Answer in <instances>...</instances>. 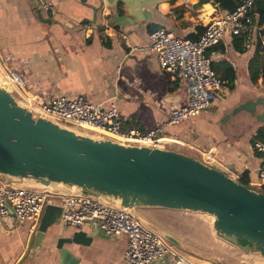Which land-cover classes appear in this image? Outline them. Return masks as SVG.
I'll return each instance as SVG.
<instances>
[{"label": "crops", "instance_id": "1", "mask_svg": "<svg viewBox=\"0 0 264 264\" xmlns=\"http://www.w3.org/2000/svg\"><path fill=\"white\" fill-rule=\"evenodd\" d=\"M53 2L54 10L44 12L50 18L45 23L28 0H0V55H11V65L22 74L24 89L32 96L82 94L94 103L114 102L129 117L128 124L139 129L165 121L171 109L188 99L181 72L162 70L147 50L149 30L158 26L194 39L200 27L222 12L211 2L194 7L191 0H175L149 8L152 15L146 21L110 27L109 9L100 0ZM254 24L248 46L244 34L225 32L207 50L213 72L227 81L210 93V107L164 130L165 136L177 140L167 148L205 161L235 179L246 173L251 184L257 181L261 162L252 140L264 127L256 115L264 107L256 106L253 114L233 110L264 97L260 81L264 54L257 44L264 40V24ZM133 45L138 49L132 50ZM134 213L145 227L175 236L182 248H172L191 264H264L257 253L245 255L218 238L212 224L193 217L198 213L159 207H139ZM92 228L54 224L42 243L32 249L31 242L27 252L35 232L28 223L17 224L10 213L0 219V264H128L126 236H91Z\"/></svg>", "mask_w": 264, "mask_h": 264}, {"label": "water", "instance_id": "2", "mask_svg": "<svg viewBox=\"0 0 264 264\" xmlns=\"http://www.w3.org/2000/svg\"><path fill=\"white\" fill-rule=\"evenodd\" d=\"M28 1L37 18L48 23L50 18L44 16L37 0ZM171 1L100 0L101 6L109 9L110 27L146 21L152 15L149 8ZM258 105L264 107V97L245 101L233 113L244 109L253 114ZM256 116L263 121L264 110ZM0 181L9 186L87 195L131 211L142 224L134 213L139 207L205 213L214 218L212 229L218 238L245 255L257 253L264 258L261 189L177 150L124 142L39 115L1 82ZM61 212L60 205H45L27 252L31 242L32 249L42 243L47 229L58 224ZM153 232L171 246L182 248L172 234ZM90 233L107 235L96 227Z\"/></svg>", "mask_w": 264, "mask_h": 264}, {"label": "built area", "instance_id": "3", "mask_svg": "<svg viewBox=\"0 0 264 264\" xmlns=\"http://www.w3.org/2000/svg\"><path fill=\"white\" fill-rule=\"evenodd\" d=\"M37 2L44 12L54 10L53 0ZM253 2L239 0L234 10L211 18L195 39L175 35L166 28L149 32L147 50L156 56L162 70L172 75L179 70L188 90L187 102L171 109L165 121L150 129L130 126L129 117L122 114L114 102L94 103L82 94L32 96L25 91L23 76L11 65L9 54L0 55V78L8 83L7 88L17 99L39 115L124 142L166 147L168 143L177 142L164 135L166 126L200 115L210 107V93L227 83L213 72L207 50L217 44L225 32L244 34L245 45L251 43L256 30L251 13ZM259 47L264 54V40ZM131 49L136 50L138 46L133 45ZM260 81L264 84V73ZM252 148L261 154V162L257 181L250 185L261 189L264 185V142L256 140ZM47 203L62 207L58 222L62 228L82 226L92 221L89 225L102 228L107 235L124 234L127 238L124 259L128 264H191L129 210L80 193L9 186L0 181V219L11 213L17 224L28 223L29 230L35 231Z\"/></svg>", "mask_w": 264, "mask_h": 264}, {"label": "trees", "instance_id": "4", "mask_svg": "<svg viewBox=\"0 0 264 264\" xmlns=\"http://www.w3.org/2000/svg\"><path fill=\"white\" fill-rule=\"evenodd\" d=\"M174 1L175 0H172L171 3H173ZM191 1L193 2L194 7L201 6L206 2H211L212 4L216 5L222 12H229L234 10L239 3V0H191ZM251 13L253 15V20L254 23H256V25L264 24V0H254ZM157 28L158 26H154L149 31L151 32ZM202 30L203 27H200L199 33H201ZM262 34H264V30L262 31ZM257 42H258L257 44L260 45V40H257ZM256 140L264 142V127L259 128L257 130L256 135L252 140V143ZM238 179L243 184L246 185L250 184V180L246 173H243ZM261 190L264 192V185L261 186Z\"/></svg>", "mask_w": 264, "mask_h": 264}, {"label": "rangeland", "instance_id": "5", "mask_svg": "<svg viewBox=\"0 0 264 264\" xmlns=\"http://www.w3.org/2000/svg\"><path fill=\"white\" fill-rule=\"evenodd\" d=\"M109 20H110V18H109ZM0 82L4 85V86H6V87H8V83L6 82V81H4L2 78H0ZM25 104V103H24ZM23 104V105H24ZM82 132H87V133H89L88 131H83L82 130ZM170 144H167L166 145V147L167 146H169ZM253 185H255V183L253 184ZM186 212H188V211H186ZM191 213H193V212H191ZM195 213V212H194ZM193 217H199V219H200V221L201 222H203V223H208V224H212V221H213V217L212 216H210V215H208V214H205V213H198L196 216L194 215ZM258 255V254H257Z\"/></svg>", "mask_w": 264, "mask_h": 264}]
</instances>
